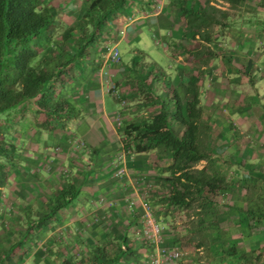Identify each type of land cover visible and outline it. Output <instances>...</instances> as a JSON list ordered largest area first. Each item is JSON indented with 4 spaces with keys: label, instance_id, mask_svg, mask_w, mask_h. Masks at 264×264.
Returning a JSON list of instances; mask_svg holds the SVG:
<instances>
[{
    "label": "crops",
    "instance_id": "0c3cea01",
    "mask_svg": "<svg viewBox=\"0 0 264 264\" xmlns=\"http://www.w3.org/2000/svg\"><path fill=\"white\" fill-rule=\"evenodd\" d=\"M90 1L51 0L49 8L55 15L56 27L64 31L71 29L73 23L70 19L80 10L83 17ZM156 1L128 0L107 20L102 34L87 48L85 54L89 56L84 55L67 65L65 73L53 84L52 93L49 92L44 101V105L61 104L59 112L53 113L50 106L43 109L37 104H29L20 107L11 121L13 132L19 135L14 155L15 175L18 173L23 181H31L35 176L39 180V174H31L37 168L40 179H49L53 183V187L47 183L53 189L51 197L55 198L68 185L77 193L76 198L62 210L63 213L76 214L79 221L63 219L62 226L67 232L60 243V256L54 257L57 264L65 261L69 264L90 263L92 251L98 247L105 248L108 256H114L121 237H125L131 251L116 264L146 261L150 252L145 246L147 243L140 239L143 202L150 205L164 231L163 244L170 246L175 240L167 232L175 218L183 219L187 214L188 221L196 224L197 217H191V214L202 210L211 214L220 197L230 196L233 192L232 197L239 195L238 188H232L228 183L227 168L250 164L264 168V155L258 156L259 159L251 157L248 150L251 147L247 145L237 146L238 149L244 148L245 153H240L235 159L213 156L207 163L201 162L197 169L205 167L207 174L222 177L226 186L212 200L205 201L201 211L196 209L194 212L167 202L173 178L167 171L171 160L163 149L125 155L122 164L125 175L120 179L114 178L113 162L124 152L121 140L123 127L148 119L161 108L171 115L173 93L180 98L184 115V107L190 97L197 96L201 117L207 126L212 123L206 118L234 116L244 119L242 124L248 123V127H253L256 146L264 147V0ZM199 17L204 18L207 24L196 28ZM211 18L218 20L219 24L209 25ZM145 33L150 35L154 45L162 48V53L172 65L169 71L152 59L146 69L142 66L143 62L148 63L145 59L149 43L143 39ZM74 36L75 31H72L71 38ZM80 39L81 36L78 43ZM121 45L129 53L135 52L140 61L128 60L126 64L121 58L119 65L105 64L101 53L109 52L110 46L119 48ZM134 45L141 50H134ZM62 53L68 55L69 52L63 49ZM39 54L45 55L41 50ZM53 56L62 61L57 52ZM154 71L159 74L157 79ZM109 87L115 89L109 91ZM107 96L110 97L108 103ZM224 104L230 108L229 115L218 109ZM25 107L34 111L31 114L36 121L41 120L39 126L32 127L33 130L22 123L27 118L23 114ZM169 124L180 136L183 127L172 118ZM7 131L12 132V128ZM48 139L50 146L46 143ZM33 141L38 146L35 150L40 158L32 154L35 151L31 147ZM220 142L215 145L217 152L230 140ZM207 147L212 152L211 144L207 143ZM41 149H45L42 154ZM56 149L58 153H54ZM46 152H49L48 157L43 156ZM210 166L215 167L213 172L208 171ZM59 168L63 169L61 179L56 175ZM263 168L249 174L253 177L264 174ZM220 205L218 203L217 208ZM236 208L242 209L239 204ZM79 215L83 218L80 219ZM238 220L235 217V221ZM239 223L242 224L241 221ZM188 227L186 232L190 230ZM107 233L110 239L103 237ZM55 242L52 240V246ZM87 249L89 256H79L78 252Z\"/></svg>",
    "mask_w": 264,
    "mask_h": 264
},
{
    "label": "trees",
    "instance_id": "16d2710c",
    "mask_svg": "<svg viewBox=\"0 0 264 264\" xmlns=\"http://www.w3.org/2000/svg\"><path fill=\"white\" fill-rule=\"evenodd\" d=\"M127 1L91 0L82 17L83 27L79 28L81 39L74 55L64 63L52 59L51 54L43 56L39 54L42 47L50 42L56 29L55 15L43 0H0V207L9 177L8 167H11L16 152V146L8 143L9 134L1 133L2 129L11 124L15 112L24 105L37 104L43 109H49L50 106L53 113L60 111L62 105L59 103L44 105L45 96L49 92L52 93L53 84L65 73L67 65L85 55L87 48L95 43L107 20L114 12L122 9ZM198 19L196 28L207 24L204 18ZM211 19L209 25L219 24L218 20ZM187 23L189 25L190 20ZM71 32L72 29H67L62 34L64 42L71 38ZM172 100L171 115L166 109L161 108L148 119L125 125L121 140L126 154H147L163 149L171 160L167 171L173 178L167 202L180 209L194 212L196 209L200 210L205 201L217 196L226 185L222 177L207 174L205 167L196 168L201 162L207 163L211 157L207 147L209 127L201 117L198 97H190L184 107L185 115L182 102L176 93H173ZM170 118L183 127L180 136L170 126ZM259 176L261 175H256ZM76 194L68 185L54 200H50L49 204L52 205L49 206V212L41 216L35 224L27 227L23 238L10 246L0 264L11 256L32 230L45 228L50 220L76 198ZM238 214L244 231L248 228L245 221L250 216L264 222V214H255L243 209H239ZM193 216H198V213L195 212ZM194 230L193 226L190 232ZM121 243L116 245L117 254L114 256H108L105 248L98 247L92 251L90 263L78 264H116L131 251L125 237H121ZM200 243L206 244L205 241ZM225 252L232 264H251L245 254L236 253L234 244ZM62 264L69 262L65 261Z\"/></svg>",
    "mask_w": 264,
    "mask_h": 264
},
{
    "label": "rangeland",
    "instance_id": "374dc122",
    "mask_svg": "<svg viewBox=\"0 0 264 264\" xmlns=\"http://www.w3.org/2000/svg\"><path fill=\"white\" fill-rule=\"evenodd\" d=\"M43 1L44 4L49 7L51 0ZM82 20V11L80 10L74 18L70 19L73 23V25L71 24V29L73 32L75 31V36L65 43L62 40V34L65 32L64 29L56 27L57 29H55L52 39L48 44L42 47L43 49L41 51H43L45 55L51 54L52 59H55L53 54L57 52L60 55L59 59L62 61L72 56L74 48L78 45L77 39L81 36L79 28L83 27ZM77 34H79V36H76ZM99 34L101 35L102 31H100ZM143 39L150 45L148 44V47L146 48V54L148 57L145 61L148 63L143 62L142 66L146 69L149 65V61L152 59L161 68L169 71L168 68L172 67V65L162 53V48L154 45L153 39L147 33H145ZM132 48L134 50H141V48L136 45ZM63 49H66V51L69 52L68 55H64L62 53ZM111 49L112 48L110 46L109 51ZM117 51L119 52L120 58L117 65L120 64L121 58L126 64L128 60H132L134 63L140 61V58H137L135 55L136 53H129L124 45H121L119 48L117 47ZM105 53H101L103 62H105V64H111L108 56L105 58L106 55L109 54ZM85 56L88 57L89 54H85ZM155 71L153 72V75L156 78L159 74L155 73ZM153 75L151 76L153 77ZM106 101L107 103L110 101L109 96H107ZM218 109L221 110V112L224 111L226 113L230 110L228 104L221 105ZM31 112L33 113L34 111H31L29 107H25V112H23V114H25L24 117L26 116L27 118H25L26 121L22 123L29 128H34L36 125L39 126L38 122L41 120L38 119V121H36ZM229 114L230 112L228 115ZM203 120H205L204 117ZM206 120L207 122L210 121L212 123L211 126H208L209 136L207 139L208 144H211L212 147V152L210 151L211 157L214 156L235 159L240 156V153L245 151L244 148L238 149L237 146L246 145L251 147L248 149L252 154H250L251 157L259 159L258 156L262 157V155H264V147L262 145L259 147L256 146L258 144L255 141L256 136L252 131L253 127H248V123L242 124L244 119L233 116V118L214 117L209 119L206 118ZM5 128L9 130L12 128V132L6 131ZM5 128L2 129L1 133L5 134L9 132L8 143L16 146L18 144L19 135L17 132H13L12 125H8ZM234 133L236 134L234 135ZM229 136L230 138H228ZM227 139L230 140L229 144H226L227 146L225 148L217 152L215 149L216 143L219 144L221 143L220 140L227 141ZM46 141H48L46 143L50 146L51 141L49 139ZM32 145L33 146H30L34 150L38 147L35 141L32 142ZM44 150L45 149H41L40 153L42 154ZM57 150L58 149H56L54 153H58ZM36 153L37 150L33 151V156L40 158L41 156ZM48 153L46 152L43 156L48 157ZM259 167L263 168V166H254V164L247 165L246 167L230 166L227 168L230 181L228 183L231 185L230 187L238 188V194L240 196L236 195L237 198L232 197V194H234L233 192L230 196L224 195L220 197V201L218 202L221 203L220 208H217L218 203H216L213 213H203V210H200L201 213H198V216H193L194 218L197 217L196 224H192L188 221L189 215L187 214L183 219L175 218L176 220L171 222V226L169 227L170 230L167 232L168 235L170 233L172 240H175V242L170 244V246L163 244L164 231H162L160 226V238L156 245L145 243V239L143 237V218L141 223L140 239H142V242L146 244L145 246L150 252V258L155 256L157 250L179 249L184 253L183 260L181 262L171 264H232L225 251L231 244H234L236 253H238V255L245 254L251 264H264V222L258 218L253 219L250 216L247 221H245L247 222L248 228L244 231L243 228H241L239 220L235 221V217L238 219L239 216L237 212L241 209L236 208L238 204L245 211L250 210L255 214H264V174H261L259 177H253L249 174V172L253 170L255 173ZM214 168L215 167L210 166L208 171L213 172ZM26 169L24 168L23 170ZM14 170L15 162L12 160L11 167H8L9 177L6 188L3 192L2 205L0 207V260L6 257L10 246L14 245L23 238V235L29 225L35 224L41 216L49 212V206L52 205L49 204L50 200H54V197H51L53 189H50V186L53 187V183L49 181V179H40L41 175L37 172V168L33 169L31 174H39V180L35 179V176L31 181L21 180L18 177V173L15 175ZM261 170L263 171L264 168ZM58 171V174H55L58 175L59 179H61L63 169L59 168ZM47 183L50 186H48ZM233 203L235 206H233ZM62 210L54 217L53 220L48 222L45 228L32 230L26 237V240H24V238L22 240V244L19 245L11 256H9V258H7V260L2 264H57L56 256H60V251L62 250L60 243L63 242L62 239L66 235V230L62 226L63 219L76 222L79 221L76 214L70 215L68 213H63ZM192 215L193 214H191V217ZM79 216L80 219L83 218V215ZM86 216L88 217V215ZM97 218L99 219V216H97ZM241 219H243V217ZM245 219L246 218L244 217V220ZM99 223L100 222H98V224ZM156 223H158L157 219ZM193 226L195 227V232H190ZM187 227L190 228L188 232H186ZM103 232L106 234L105 231ZM103 237L110 239L108 233ZM52 240H54V242L56 240L59 244L55 242L52 246ZM201 241H205L206 244H201ZM78 253L80 254L79 256L84 257L85 254L89 256L90 251L87 249ZM150 258L146 259V261L138 262V264H149Z\"/></svg>",
    "mask_w": 264,
    "mask_h": 264
},
{
    "label": "built area",
    "instance_id": "2783aa9c",
    "mask_svg": "<svg viewBox=\"0 0 264 264\" xmlns=\"http://www.w3.org/2000/svg\"><path fill=\"white\" fill-rule=\"evenodd\" d=\"M160 1V0H157ZM156 1V2H157ZM162 1V0H161ZM157 7H155L156 9ZM108 58L111 63H118V51L115 46L109 51ZM108 60V59H107ZM114 87H109V91L114 90ZM117 125L120 126V122H117ZM134 153L126 154L123 152L118 158L113 162L115 172L114 178L120 179L125 175V169L123 167L125 155L133 156ZM142 208L144 211V224H143V237L147 244L156 245L157 241L160 238V227L156 223L155 215L151 210V207L148 203L143 202ZM184 258V253L179 249L171 250H157L154 257L150 258L149 264H171L176 262H181Z\"/></svg>",
    "mask_w": 264,
    "mask_h": 264
},
{
    "label": "clouds",
    "instance_id": "9594fccd",
    "mask_svg": "<svg viewBox=\"0 0 264 264\" xmlns=\"http://www.w3.org/2000/svg\"><path fill=\"white\" fill-rule=\"evenodd\" d=\"M116 49H117V47H116ZM118 57H119V52H118ZM119 61H120V58H119Z\"/></svg>",
    "mask_w": 264,
    "mask_h": 264
}]
</instances>
